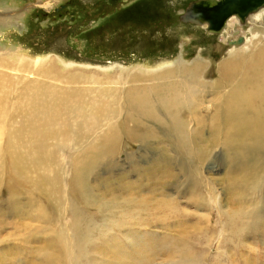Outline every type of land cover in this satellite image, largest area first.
<instances>
[{
  "label": "rangeland",
  "instance_id": "obj_1",
  "mask_svg": "<svg viewBox=\"0 0 264 264\" xmlns=\"http://www.w3.org/2000/svg\"><path fill=\"white\" fill-rule=\"evenodd\" d=\"M253 7H264V0H0V63L6 61L0 64V152L8 136L18 134L20 144L27 140L26 132L18 131L24 109L16 106L23 104L16 89L32 70L78 72L116 83L131 68L165 71L174 69L177 60L187 68L200 65L192 78L174 75L182 90L176 98L165 88L155 92L152 87L155 98L182 100L184 107L176 103L172 113L163 108L153 112L152 141L126 149L134 152L131 159L125 153L99 163L85 189L67 191L70 157L78 154L73 156L72 143L46 164L45 171H55L62 184L10 187L6 174L0 175V264H264V188L260 197L249 188L238 191V185L227 186L225 175L230 166L240 174L236 169L242 166L241 180L247 177L250 187L263 179L264 169L256 179L247 172L251 157L245 139L237 135L245 130L233 116L244 119L250 113L232 106L233 92L243 94L244 89L228 85L219 70L232 59L237 62L234 81L242 83L245 72L247 78L257 76L260 67L245 59L244 50L228 51L237 36L250 40L248 47L264 43V9L254 26L248 16L221 33L208 34L205 27L191 24L197 17L219 32L228 15L245 16ZM251 34L257 37L251 40ZM13 57L20 61L17 69ZM186 97L193 98L189 105ZM117 108L120 117L127 115L126 98ZM166 116L173 117L167 122ZM106 126L103 120L93 130L87 128L82 148ZM6 161L0 159V172ZM250 161L260 165L257 158ZM188 180L196 185V194ZM197 192L209 206L208 222L200 217L206 213ZM237 210L244 214L232 218L230 212ZM252 211L256 221L248 216ZM73 213L81 220L75 222ZM55 231L62 234L59 240ZM241 237H248L247 248L256 243L259 251L239 249Z\"/></svg>",
  "mask_w": 264,
  "mask_h": 264
},
{
  "label": "bare ground",
  "instance_id": "obj_2",
  "mask_svg": "<svg viewBox=\"0 0 264 264\" xmlns=\"http://www.w3.org/2000/svg\"><path fill=\"white\" fill-rule=\"evenodd\" d=\"M209 1L214 4L219 0ZM262 9H264V7H260L259 9H254L253 7L249 9L250 12L245 16H243L245 12L241 15H228L224 19L221 31L219 32L211 30L207 22H203L197 17L190 20L191 24L205 27L208 34L221 33L225 28L228 30L231 25L234 26L238 22L243 24L248 16L247 19L250 21V25L254 26L256 20L263 17V13L259 12ZM3 14L4 13H0V18H2ZM232 18H236L238 21ZM256 37L257 34H251V40H254ZM249 42L250 40L247 38L237 36V39L230 42L231 47L228 53L232 54L235 50H244V53H246L245 59L251 64L260 67L256 68L258 71L257 76L254 78H247L245 72V75H242V83L234 81L233 75L237 67V62L232 59L224 62L219 70L225 77V82L228 85L235 87L239 85L244 89L243 94L233 92L235 98L233 99L232 106L234 108L243 107L244 111L248 114L250 113V115L245 116L244 119H240L238 115L233 116V118L237 117L239 123L244 126L245 133L239 132L237 135L245 139V144H247L245 148L248 150L247 154L250 155V159L257 158L258 163H260V165H254L255 163L251 162L250 159L247 162V164L250 165L247 172L255 174L256 179V177H259L261 173H263L264 169V110L261 109L264 108V43L259 41L260 43L248 47L247 45ZM233 57L240 60L243 59V55L239 53H234ZM13 59L12 63L16 65L15 67L17 69V64L19 66L20 61L18 58H16V60L15 57H13ZM2 63H6V61ZM34 67L37 68L38 63L37 66L35 64ZM49 70V68L43 69L42 71L32 70V72H29L27 80L23 84L21 83L22 85L16 89V94L20 97L19 100L23 102V104H17L16 106L24 109V122L18 131H25L27 140H22V144H20V141L15 138L18 137L16 136L18 134L8 136L4 145L5 148L0 152V159L5 158L7 160L1 168L0 175L6 174L8 179L6 182L0 177V185L5 182L10 185V187L12 185L15 187L17 183H21L24 184V186L26 184L33 185L34 187L45 185V187L50 188L55 184H62L61 178L54 173L55 171L51 174L45 171L47 170L46 164H52L57 155L60 156V149L65 147L66 144L72 143L75 147L72 153L73 156L78 154L75 158L70 157L73 163L71 165V174L67 182L69 186V188L67 186V191H71V188L78 189V191L85 189L88 187V176L94 173L99 163L106 160H119L118 156L125 153H128L126 158L131 159L130 157L134 152L129 153L126 149L131 145H136L139 149V146H142L141 144L143 142L152 141L153 129L151 125V115L153 112L154 114H159L160 108H163V110L172 113L173 110L176 109V103L180 104L179 107H184L182 106V100H174L171 97L155 98L157 95L155 92L158 91V88H165L170 96L176 94V98L182 90H179V87L175 85L173 81L174 75L180 73L186 78H192L193 74L191 72H199L200 65L194 64L187 68L182 66L180 60H177L174 69L165 71L144 70L138 67L131 68L128 72H124L120 80L116 81V83H105L101 79L87 77L78 72L73 74H70L71 72L64 73L65 77H62L64 74H62L61 71V73L58 71L57 74H51ZM241 74H243V72ZM109 77L110 76L107 78ZM0 78H2L1 75ZM17 80L21 82L22 78L19 77ZM152 87L154 89L157 88L154 92V96L152 95ZM191 90L192 89H190L189 92ZM104 98H108L109 100L107 99V102H105ZM125 98L127 102V115L120 117L117 102L121 104L124 102ZM184 101L189 105L193 101V98L186 97ZM172 117L173 116H166L165 121L169 122ZM103 120L107 122L106 130L103 131V129L100 128L96 139L88 146L82 148L87 128L93 130ZM68 130L70 131L69 134H67ZM167 139L169 141L168 137ZM78 145L80 146L79 150H77ZM243 151L246 153L244 148ZM243 169L242 166L236 169V172L239 171L240 174H235L231 166L226 170L227 186L238 185V191L241 190L243 192H247V188H249L252 193L257 192L260 197L259 192L264 188V177L258 185L254 180L249 187L247 177L241 180L245 174V170ZM164 170L166 174L170 175L171 171L169 168L166 167ZM48 184L51 186H48ZM187 185L194 190L196 194L197 189H194L196 185H194L193 182H189V180L187 181ZM61 194L58 192V197L61 198ZM197 194L198 205L202 207L206 213L200 215V217L202 219L206 218L205 221L208 222L210 220L209 206H207L206 199H202V196L200 197L198 192ZM241 197L242 196L238 198ZM260 205L264 206L263 204ZM243 214L242 211L238 212V210L230 212L232 218L236 219ZM74 216L73 213L72 219L75 222L80 219L77 215L76 218ZM248 216L253 221L256 212L252 211L251 215L249 214ZM75 222L72 223L71 226H73ZM254 224H257V222ZM238 228L241 229L242 225L237 226V229ZM74 229L75 225L72 230ZM55 235L57 236V240H59L62 234L61 232L58 233L55 231ZM242 235H246V233ZM257 235H259V233ZM254 236H256V234H254ZM261 237L262 236L259 238L261 239ZM246 238L248 237H241L238 240V248L242 249L244 252H258L259 250L254 248L256 243L253 244V247L249 248L244 245L247 244V242L244 241ZM259 238L255 237L252 240L256 242ZM137 245L138 244H136V246ZM129 247L132 249V246H127V248ZM132 251L133 253L130 251L132 253L131 257L133 255L136 257V254H134L135 251ZM141 258H143L142 255ZM141 258L139 257L142 261ZM58 261H56V264H58Z\"/></svg>",
  "mask_w": 264,
  "mask_h": 264
}]
</instances>
